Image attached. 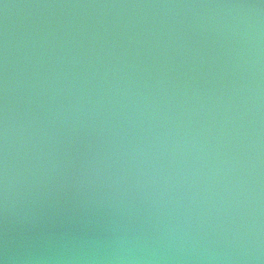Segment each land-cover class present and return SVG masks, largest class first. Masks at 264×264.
Returning a JSON list of instances; mask_svg holds the SVG:
<instances>
[{
  "label": "water",
  "instance_id": "obj_1",
  "mask_svg": "<svg viewBox=\"0 0 264 264\" xmlns=\"http://www.w3.org/2000/svg\"><path fill=\"white\" fill-rule=\"evenodd\" d=\"M0 260L264 264V0H0Z\"/></svg>",
  "mask_w": 264,
  "mask_h": 264
},
{
  "label": "clouds",
  "instance_id": "obj_2",
  "mask_svg": "<svg viewBox=\"0 0 264 264\" xmlns=\"http://www.w3.org/2000/svg\"><path fill=\"white\" fill-rule=\"evenodd\" d=\"M0 264H5V262L3 260H0Z\"/></svg>",
  "mask_w": 264,
  "mask_h": 264
}]
</instances>
